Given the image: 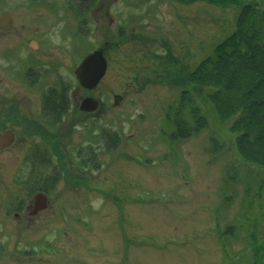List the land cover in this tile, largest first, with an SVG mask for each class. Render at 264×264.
I'll use <instances>...</instances> for the list:
<instances>
[{
	"label": "rangeland",
	"instance_id": "374dc122",
	"mask_svg": "<svg viewBox=\"0 0 264 264\" xmlns=\"http://www.w3.org/2000/svg\"><path fill=\"white\" fill-rule=\"evenodd\" d=\"M251 2L264 7V0H99L77 37L68 34L71 16L64 30L63 24L50 30L65 49L60 71L67 84L78 88L70 74L74 43L81 60L103 48L108 71L94 90L79 87L73 97L57 158L66 178L49 210L65 218L48 233L12 232L26 225L4 216L21 159L0 155V264H264V168L239 156L229 122L221 121L204 90L187 82ZM34 5L0 0V12L15 20L2 38L20 36V21ZM34 12L30 17H38ZM121 24H128L123 37ZM139 33L150 36L146 44L135 40ZM187 87L210 125L170 141L167 112ZM87 96L101 105L84 116L76 108ZM103 132L121 136L118 149L105 152ZM213 139L224 145L216 154ZM78 144L98 148V170L78 164ZM78 207L84 221L71 218Z\"/></svg>",
	"mask_w": 264,
	"mask_h": 264
},
{
	"label": "flooded vegetation",
	"instance_id": "af4514ba",
	"mask_svg": "<svg viewBox=\"0 0 264 264\" xmlns=\"http://www.w3.org/2000/svg\"><path fill=\"white\" fill-rule=\"evenodd\" d=\"M33 1L36 5L30 6L25 22L24 19L20 21V36L16 33L15 37L2 38L4 32L15 25V20L9 12H0V15L9 13L12 18L11 25L0 27V134L8 131L14 134L13 143L1 149L0 155L21 159V166L15 177L17 188L7 193L4 216L13 218L15 223L26 224L25 229L21 225L20 230L16 228L12 232H31L34 234L32 236H36L48 233L49 225L63 221L65 216L59 213L50 215L49 210L56 207L52 198L66 178V170L60 166L57 158L64 149L63 129L75 105L73 97L76 89L82 88L75 74L82 61L79 46L74 43L71 53L74 63L70 74L74 73L78 84V88H75V83H66L65 75L60 71L64 64L62 58L65 49L49 37L50 30L60 24H63L61 30H64L66 16H71L74 26H71L68 34L73 38L77 37L82 33V25L90 22L96 14L99 0ZM40 11L43 13L39 14ZM33 12L38 17H30ZM82 14L85 15V20L81 18ZM126 25L128 24L118 27V36H124ZM26 26L29 29L24 31ZM134 38L146 44L150 36L139 33ZM65 92L70 99L67 108L64 103L56 102L54 98L60 94L64 95ZM81 104L82 102L76 111L79 110L84 116L93 113L82 111ZM90 147L96 148L93 145ZM82 149L81 144L75 146L74 154L78 164ZM51 163L54 166H51ZM70 182L71 188L77 185ZM79 208L76 215L71 217L76 218V222L84 221L78 213ZM67 220L73 221L69 218Z\"/></svg>",
	"mask_w": 264,
	"mask_h": 264
},
{
	"label": "trees",
	"instance_id": "16d2710c",
	"mask_svg": "<svg viewBox=\"0 0 264 264\" xmlns=\"http://www.w3.org/2000/svg\"><path fill=\"white\" fill-rule=\"evenodd\" d=\"M187 79L192 86L206 92L221 121L229 122L239 156L249 164L264 168V7L257 2L244 5L238 13L236 29L188 73ZM193 95V90L187 87L177 104L168 110L166 120L174 126L170 141L187 140L209 127V119ZM54 98L64 103L65 108L70 102L67 92ZM103 137L105 152L121 145V136L116 132H103ZM223 149L224 145L213 139L210 151L216 154ZM96 150L97 147L81 150L83 168L98 170Z\"/></svg>",
	"mask_w": 264,
	"mask_h": 264
},
{
	"label": "water",
	"instance_id": "95a60500",
	"mask_svg": "<svg viewBox=\"0 0 264 264\" xmlns=\"http://www.w3.org/2000/svg\"><path fill=\"white\" fill-rule=\"evenodd\" d=\"M12 23V18L9 13L0 15V27L6 28ZM108 68V61L102 49L95 50L88 54L76 68L75 74L81 85L89 90L95 89L102 79L105 77ZM121 98L116 96V103ZM100 106L98 100L93 98H85L82 102L81 109L87 112L96 111ZM14 141V134L8 131L0 134V150L10 146Z\"/></svg>",
	"mask_w": 264,
	"mask_h": 264
}]
</instances>
